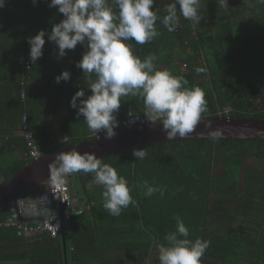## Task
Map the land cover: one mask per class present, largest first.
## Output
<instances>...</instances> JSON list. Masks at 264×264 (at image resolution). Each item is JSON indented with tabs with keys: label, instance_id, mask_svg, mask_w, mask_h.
Listing matches in <instances>:
<instances>
[{
	"label": "trees",
	"instance_id": "16d2710c",
	"mask_svg": "<svg viewBox=\"0 0 264 264\" xmlns=\"http://www.w3.org/2000/svg\"><path fill=\"white\" fill-rule=\"evenodd\" d=\"M49 3L7 0L0 8V183L34 162L24 136L18 135L25 117L47 155L95 140L83 117L78 119L70 107L72 96L87 87L88 77L76 67L85 48L77 45L58 60L55 44L46 40L37 64L30 61L28 37L50 31L63 19ZM168 3L157 0L158 16L166 14ZM200 14L196 26L181 17L173 33L158 20L161 35L144 45L133 42L135 54L141 59L155 55L159 68L183 75L189 87L202 88L207 111L201 117L221 116L231 108L230 119L264 120V5L229 0L222 8L216 0H202ZM197 67L203 71L197 73ZM64 70L71 72V80L56 83ZM62 109L67 114L56 133L45 112ZM130 109L143 115V99L122 98L121 117ZM138 149L148 153L143 160L129 150L102 157L132 187L134 202L119 216L103 208L104 189L92 182L93 174L67 177L72 194L86 199L65 223L66 252L62 234L27 239L1 226L12 206L2 209L0 264H144L146 258L159 264L157 244L166 243L164 236L175 230L177 218L189 227L190 239L209 242L201 264H264V140L202 138ZM144 181L163 196L159 191L146 196V189L136 187Z\"/></svg>",
	"mask_w": 264,
	"mask_h": 264
},
{
	"label": "clouds",
	"instance_id": "9594fccd",
	"mask_svg": "<svg viewBox=\"0 0 264 264\" xmlns=\"http://www.w3.org/2000/svg\"><path fill=\"white\" fill-rule=\"evenodd\" d=\"M32 2L35 5L38 0ZM256 2L264 5V0ZM6 3L7 0H0V8ZM216 3L227 8L229 0H216ZM156 5L157 0H50L48 7L56 8L63 19L53 23L50 31L41 29L28 37L29 58L33 65L43 56L46 40L55 44L58 60L66 57L77 45L85 48L76 67L88 77L87 87H81L72 96L70 107L77 110L78 119L83 117L91 132H103L105 139L110 140L117 134L116 129L120 127L118 112L124 97H141L144 117L151 125L162 124L168 140L192 133L201 115L207 111L202 88L189 87V81L183 75L159 68L155 55L149 54L141 59L135 54L133 45V42L144 45L160 36L158 20L169 33L177 30L181 17L193 26L199 25L202 0H170L163 17L158 16ZM195 71L199 73L203 69L197 67ZM71 75L69 70H64L55 81L67 82ZM227 109L232 112L231 108ZM224 111L222 117L230 115ZM206 127L211 129V122ZM221 134L220 129L209 132L212 138ZM147 154L146 149L132 151L138 160H143ZM75 173L93 174L92 182L103 186V208L111 216H119L134 202L128 180L95 151L81 152L73 148L54 155L49 164V179L54 187L66 183V178ZM136 187L146 189L144 194L148 197L158 191L163 196L158 187L147 181ZM76 208H80L79 203L69 210L71 216ZM69 220L71 218L64 216L62 225L65 228ZM189 237V227L182 218H177L175 230L164 236L166 243L157 244L159 264H201L209 242ZM144 264H149V259L146 258Z\"/></svg>",
	"mask_w": 264,
	"mask_h": 264
},
{
	"label": "water",
	"instance_id": "95a60500",
	"mask_svg": "<svg viewBox=\"0 0 264 264\" xmlns=\"http://www.w3.org/2000/svg\"><path fill=\"white\" fill-rule=\"evenodd\" d=\"M211 122V129L206 125ZM162 124L138 126L130 130H120L112 139H96L93 141H85L73 147H66L61 151H70L77 148L81 152L95 151L97 155L102 158L108 155L123 151H133L140 146L150 145L158 142L174 141V140H188V139H202V138H235V139H255L264 140V120L254 119H228L226 117H201L200 122L194 131L186 137H177L173 140H168L163 132ZM220 129L221 136L212 138L209 135L211 130ZM56 152V153H58ZM45 155L38 161H34L31 165L26 167L14 175L9 180L0 184V211L11 204H16L18 199L26 195L33 188L40 186L49 180V164L54 159V155ZM73 197V205L78 206V202ZM77 210V208H76ZM66 206H62L61 220L64 221ZM24 221L34 222L36 219H23ZM66 228L62 225V239L64 242V250L66 252ZM66 256V255H65Z\"/></svg>",
	"mask_w": 264,
	"mask_h": 264
},
{
	"label": "built area",
	"instance_id": "2783aa9c",
	"mask_svg": "<svg viewBox=\"0 0 264 264\" xmlns=\"http://www.w3.org/2000/svg\"><path fill=\"white\" fill-rule=\"evenodd\" d=\"M186 67L187 65H184L183 68L186 69ZM22 97L25 98L24 91ZM230 111V109H226L224 113L229 114ZM129 113H131V117ZM118 119L120 127L116 129V132L149 124L144 115H136L131 109L126 112L124 117H121L118 112ZM20 134L24 136L27 142L30 158L38 161L45 156V153L37 145L34 133L28 127L27 117L24 118L23 130ZM94 136L95 139H101L104 137V133L94 134ZM64 205L66 206V219H70L69 210L73 207V197L67 178L66 183L58 187H54L49 179L48 188L44 194L38 198L31 197L29 200H19L12 207L11 216L1 226L16 229L18 236L27 239L43 235H50L55 238L62 230L61 210ZM23 219H36L37 222H28Z\"/></svg>",
	"mask_w": 264,
	"mask_h": 264
},
{
	"label": "crops",
	"instance_id": "0c3cea01",
	"mask_svg": "<svg viewBox=\"0 0 264 264\" xmlns=\"http://www.w3.org/2000/svg\"><path fill=\"white\" fill-rule=\"evenodd\" d=\"M65 114H67L65 109H62V110H60V111H58L56 113H53L52 111L45 112V118H46L47 121L50 122V124H52L53 132H56V133H60L61 132V119H62V116H64ZM49 115H51V117H53V118H50ZM18 135L21 136L20 133H18ZM64 139L65 138H62V140H64ZM48 183L49 182H47V183L45 182V183L41 184L40 186H37V187L33 188L32 190L29 191L31 196H26L27 195L26 194V195L22 196L21 198H19L18 201L19 200H29V199H31V197L38 198L40 195L44 194L45 191H47ZM74 194H75V198L77 199L78 203L79 202L80 203L83 202L85 204V199L86 198H84V195L82 197L78 198V197H76V193H74ZM11 206L13 207L14 204H11Z\"/></svg>",
	"mask_w": 264,
	"mask_h": 264
},
{
	"label": "rangeland",
	"instance_id": "374dc122",
	"mask_svg": "<svg viewBox=\"0 0 264 264\" xmlns=\"http://www.w3.org/2000/svg\"><path fill=\"white\" fill-rule=\"evenodd\" d=\"M49 116H50V118H53V117H51V115H49ZM253 163H254L255 166H257V165L259 166V165H260L257 161L252 162V164H253ZM47 182H49V181H46V183H47ZM75 187L77 188V191H80V189H79V187H78L77 185H76ZM43 190H44V189H43ZM43 190H42V191H43ZM80 197H81V196H80ZM81 206H84V203H81Z\"/></svg>",
	"mask_w": 264,
	"mask_h": 264
}]
</instances>
